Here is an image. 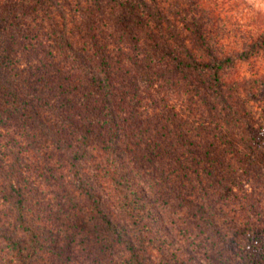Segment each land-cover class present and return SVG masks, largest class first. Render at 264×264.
<instances>
[{"label": "trees", "instance_id": "1", "mask_svg": "<svg viewBox=\"0 0 264 264\" xmlns=\"http://www.w3.org/2000/svg\"><path fill=\"white\" fill-rule=\"evenodd\" d=\"M247 5L0 0V264H264Z\"/></svg>", "mask_w": 264, "mask_h": 264}, {"label": "rangeland", "instance_id": "2", "mask_svg": "<svg viewBox=\"0 0 264 264\" xmlns=\"http://www.w3.org/2000/svg\"><path fill=\"white\" fill-rule=\"evenodd\" d=\"M248 9L264 13V0H246Z\"/></svg>", "mask_w": 264, "mask_h": 264}]
</instances>
